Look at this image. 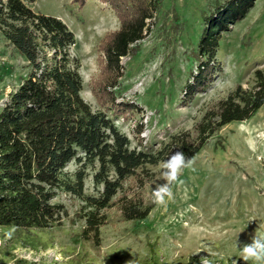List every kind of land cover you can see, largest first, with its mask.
<instances>
[{
	"label": "rangeland",
	"instance_id": "1",
	"mask_svg": "<svg viewBox=\"0 0 264 264\" xmlns=\"http://www.w3.org/2000/svg\"><path fill=\"white\" fill-rule=\"evenodd\" d=\"M23 1L35 12L60 18L73 32L67 67L80 74L83 99L102 109L89 81L99 72L100 38L120 26L113 9L101 0H85L82 6L72 0ZM154 1L153 16L146 20L149 32L136 43L137 51L121 57L123 72L112 88L116 101L137 108L126 116L107 111L129 146L145 152L156 151L177 132L193 133L207 108L238 83L250 88L254 70L264 65V0H254L242 19L220 31L211 81L184 102V83L205 59L197 49L204 16L225 0ZM28 71L27 59L0 31V109ZM193 159V168L183 170L182 183L172 185L173 199L165 205L155 204L151 195L164 182L161 161L146 164L148 178L135 191L152 205L150 211L142 219L123 220L117 206L101 209L106 223L99 228L98 244L80 234L93 207L60 186L52 198L61 206L52 226H0V264H244L236 239L247 242L264 234V104L248 119L223 125ZM98 166L97 160L72 159L60 176L74 182L82 169V195L97 196L102 189L94 180Z\"/></svg>",
	"mask_w": 264,
	"mask_h": 264
},
{
	"label": "trees",
	"instance_id": "2",
	"mask_svg": "<svg viewBox=\"0 0 264 264\" xmlns=\"http://www.w3.org/2000/svg\"><path fill=\"white\" fill-rule=\"evenodd\" d=\"M34 2L35 0H26ZM110 5L120 22L106 32L97 49L99 72L89 81L91 94L102 109H93L83 99L82 78L77 69L67 67L73 32L52 15L33 11L23 0H0V31L24 56L27 75L7 95L0 109V226L46 228L59 219L61 206L52 203L62 186L82 196L93 210L85 214L83 239L99 243V228L106 223L101 209L117 206L123 220L144 218L152 205L135 189L148 178L146 164H157L175 151L189 157L200 150L212 134L232 121L251 117L264 104V65L254 70V83L233 90L207 108L193 125V133L180 131L154 152L129 146V138L107 114L126 116L137 105L116 101L115 91L122 75L120 59L137 51L156 8L153 0H101ZM82 6L85 0H72ZM254 0H225L204 16L205 26L197 42L204 60L190 71L183 86L184 102L209 84L218 61L215 53L220 31L239 21ZM219 69V68H216ZM99 163L94 174L102 184L97 196H83L84 172L75 173L74 182L61 178L62 169L72 160ZM112 171L111 176L109 172ZM131 179L129 187L125 182ZM137 186V187H136Z\"/></svg>",
	"mask_w": 264,
	"mask_h": 264
},
{
	"label": "clouds",
	"instance_id": "3",
	"mask_svg": "<svg viewBox=\"0 0 264 264\" xmlns=\"http://www.w3.org/2000/svg\"><path fill=\"white\" fill-rule=\"evenodd\" d=\"M195 161L182 150L171 152L166 159L160 162L161 176L164 182L157 183L152 188L153 202L157 205H165L173 199L172 185L182 183L180 177L183 170L193 168ZM236 247L244 264H264V234H254L247 242H239L236 239ZM126 264H134L129 260Z\"/></svg>",
	"mask_w": 264,
	"mask_h": 264
}]
</instances>
